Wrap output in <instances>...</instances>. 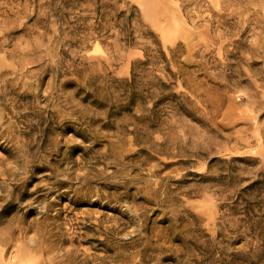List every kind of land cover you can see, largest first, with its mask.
I'll list each match as a JSON object with an SVG mask.
<instances>
[{"label": "rangeland", "instance_id": "374dc122", "mask_svg": "<svg viewBox=\"0 0 264 264\" xmlns=\"http://www.w3.org/2000/svg\"><path fill=\"white\" fill-rule=\"evenodd\" d=\"M0 264H264V0H0Z\"/></svg>", "mask_w": 264, "mask_h": 264}]
</instances>
